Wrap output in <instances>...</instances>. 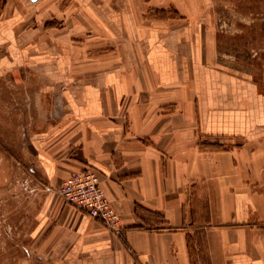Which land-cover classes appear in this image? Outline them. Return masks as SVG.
Listing matches in <instances>:
<instances>
[{"label":"crops","instance_id":"1","mask_svg":"<svg viewBox=\"0 0 264 264\" xmlns=\"http://www.w3.org/2000/svg\"><path fill=\"white\" fill-rule=\"evenodd\" d=\"M217 4L0 0L43 190L15 264H264V85L219 57ZM86 169L119 236L55 194Z\"/></svg>","mask_w":264,"mask_h":264},{"label":"rangeland","instance_id":"2","mask_svg":"<svg viewBox=\"0 0 264 264\" xmlns=\"http://www.w3.org/2000/svg\"><path fill=\"white\" fill-rule=\"evenodd\" d=\"M216 1L219 57L223 54L227 64L245 69L264 85V0ZM13 81L0 79V264H15L26 256L28 235L43 196L35 179L39 174L25 152L33 128L29 108L33 94L18 92L25 82Z\"/></svg>","mask_w":264,"mask_h":264},{"label":"built area","instance_id":"3","mask_svg":"<svg viewBox=\"0 0 264 264\" xmlns=\"http://www.w3.org/2000/svg\"><path fill=\"white\" fill-rule=\"evenodd\" d=\"M55 193L65 204L99 221L111 234L120 235L119 214L93 170L86 169L71 174L55 189Z\"/></svg>","mask_w":264,"mask_h":264}]
</instances>
